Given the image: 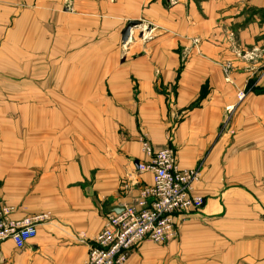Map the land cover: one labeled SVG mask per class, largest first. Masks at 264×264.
Segmentation results:
<instances>
[{
  "label": "crops",
  "instance_id": "obj_1",
  "mask_svg": "<svg viewBox=\"0 0 264 264\" xmlns=\"http://www.w3.org/2000/svg\"><path fill=\"white\" fill-rule=\"evenodd\" d=\"M68 1L75 75L104 79L66 98L92 110L82 131L38 133L34 154L15 149L0 171L11 219L48 216L24 249L0 244V264H84L106 215L152 185L137 171L143 137L179 169L200 168L204 203L175 241L143 242L126 264H264V0Z\"/></svg>",
  "mask_w": 264,
  "mask_h": 264
},
{
  "label": "rangeland",
  "instance_id": "obj_2",
  "mask_svg": "<svg viewBox=\"0 0 264 264\" xmlns=\"http://www.w3.org/2000/svg\"><path fill=\"white\" fill-rule=\"evenodd\" d=\"M52 2L51 23L45 0L37 4L25 0L22 5L18 0H0V171L12 170L15 149L28 156L29 152L34 154L38 133L82 131L77 117L91 116L92 110L73 108L66 98L74 92L68 97L72 103L77 84L88 87L94 80L104 79L76 77V45L67 44V40L76 43L77 36L69 34L67 28L76 27L77 22L60 18L68 0ZM79 37L83 38L81 34Z\"/></svg>",
  "mask_w": 264,
  "mask_h": 264
},
{
  "label": "built area",
  "instance_id": "obj_3",
  "mask_svg": "<svg viewBox=\"0 0 264 264\" xmlns=\"http://www.w3.org/2000/svg\"><path fill=\"white\" fill-rule=\"evenodd\" d=\"M240 93L238 99L242 100ZM141 150L147 161L138 172H149L152 185L144 187L133 205L119 214L109 213L101 231L89 245L84 264H126L130 252L143 242L163 245L177 238L180 223L203 207L194 193L200 168L179 169L171 148L154 149L143 137ZM14 208L0 204V244L11 241L22 250L36 236V227L47 215L13 220Z\"/></svg>",
  "mask_w": 264,
  "mask_h": 264
},
{
  "label": "water",
  "instance_id": "obj_4",
  "mask_svg": "<svg viewBox=\"0 0 264 264\" xmlns=\"http://www.w3.org/2000/svg\"><path fill=\"white\" fill-rule=\"evenodd\" d=\"M139 23L138 22H129L125 28L122 30L121 32V40L122 42H127L128 38L130 36V32L133 28H135ZM120 212H122V208H118V209H112L110 211V213H115V214H119Z\"/></svg>",
  "mask_w": 264,
  "mask_h": 264
},
{
  "label": "bare ground",
  "instance_id": "obj_5",
  "mask_svg": "<svg viewBox=\"0 0 264 264\" xmlns=\"http://www.w3.org/2000/svg\"><path fill=\"white\" fill-rule=\"evenodd\" d=\"M29 107V106H28ZM26 109H27V107H26ZM29 112V111H28ZM34 112V111H33ZM28 115H29V113H28ZM36 117V119H37V116H35ZM38 121V120H37ZM34 123V122H33ZM12 124V123H11ZM29 125L30 126V123H26V125ZM15 125V124H14ZM42 126H43V123H42ZM27 134H28V132H27Z\"/></svg>",
  "mask_w": 264,
  "mask_h": 264
}]
</instances>
